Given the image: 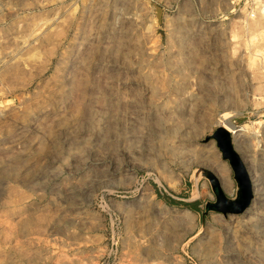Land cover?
<instances>
[{"label": "rangeland", "instance_id": "1", "mask_svg": "<svg viewBox=\"0 0 264 264\" xmlns=\"http://www.w3.org/2000/svg\"><path fill=\"white\" fill-rule=\"evenodd\" d=\"M245 1L0 0V264H264ZM224 112L258 175L240 214L212 206Z\"/></svg>", "mask_w": 264, "mask_h": 264}, {"label": "water", "instance_id": "2", "mask_svg": "<svg viewBox=\"0 0 264 264\" xmlns=\"http://www.w3.org/2000/svg\"><path fill=\"white\" fill-rule=\"evenodd\" d=\"M210 137L216 140L217 147L223 160L228 161L239 190L237 199L230 201L225 198L222 191L218 188L217 203L212 204V206L221 210L223 213L240 214L251 205L254 199L255 187L251 174L241 155L235 149L233 133L219 126L212 135L207 137V139Z\"/></svg>", "mask_w": 264, "mask_h": 264}, {"label": "bare ground", "instance_id": "3", "mask_svg": "<svg viewBox=\"0 0 264 264\" xmlns=\"http://www.w3.org/2000/svg\"><path fill=\"white\" fill-rule=\"evenodd\" d=\"M220 117H222V120H221V126L224 127L225 129L229 130L230 132L233 133V137H234V142H236V145L238 146L239 145V141L241 139V132L242 130H245L247 129V125L244 124L242 126H239V125H234L233 123H231L230 121L227 120V113L224 112V113H221L220 114ZM210 147V146H209ZM213 148V147H211ZM210 155V154H209ZM211 156V155H210ZM210 163V162H209ZM211 164V163H210ZM215 165V164H214ZM218 165V168L216 169V174L221 177V180L223 181V183L226 181V166L225 165H222V164H217ZM216 168V167H215ZM214 168V169H215ZM251 177H252V180H253V184H254V181L256 179H258V175L253 172L251 174ZM228 179V178H227Z\"/></svg>", "mask_w": 264, "mask_h": 264}, {"label": "crops", "instance_id": "4", "mask_svg": "<svg viewBox=\"0 0 264 264\" xmlns=\"http://www.w3.org/2000/svg\"><path fill=\"white\" fill-rule=\"evenodd\" d=\"M235 149L237 150V152L239 153V147L235 145ZM244 161V160H243ZM228 178V179H227ZM220 181L218 179H216L217 181V188H216V194H217V189L219 188L223 195L225 196V198H227L230 201H233L235 199H237L238 194L236 196V191L238 193V185L236 180L234 179V174H233V179L231 178V176H229V174H226V181L223 183V181L221 180V177H219ZM221 182V183H220ZM218 199V196H217Z\"/></svg>", "mask_w": 264, "mask_h": 264}, {"label": "built area", "instance_id": "5", "mask_svg": "<svg viewBox=\"0 0 264 264\" xmlns=\"http://www.w3.org/2000/svg\"><path fill=\"white\" fill-rule=\"evenodd\" d=\"M245 2L249 7L247 14H249L251 17H254L259 12L264 13V0H246Z\"/></svg>", "mask_w": 264, "mask_h": 264}]
</instances>
